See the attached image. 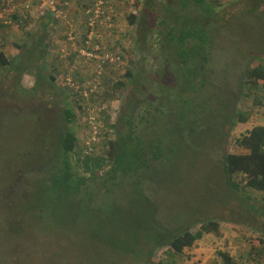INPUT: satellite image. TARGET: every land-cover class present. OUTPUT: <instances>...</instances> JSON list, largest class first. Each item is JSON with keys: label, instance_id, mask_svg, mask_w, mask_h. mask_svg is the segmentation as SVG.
<instances>
[{"label": "rangeland", "instance_id": "obj_1", "mask_svg": "<svg viewBox=\"0 0 264 264\" xmlns=\"http://www.w3.org/2000/svg\"><path fill=\"white\" fill-rule=\"evenodd\" d=\"M50 1L0 0V7L4 11L1 19L3 24L7 18L6 14L17 10L22 12L21 22L6 21L9 25H2L0 28V39L8 42V59L15 58L18 54L16 58H20L17 69L0 73V90L4 91L0 97V193L4 192L5 183L16 179L17 172L22 174V179L18 178L14 184L19 189L6 194L7 202L0 206V236L5 238L0 242V258L4 260V263H0L143 264L137 260L142 259L139 256L145 250L142 241L147 230L145 228L154 226L160 235L172 237L184 227L196 232L202 224L200 221L215 219L217 228L195 242L191 249H185L181 255L175 256L177 264H222L221 253L228 254L233 261L241 264H264V203L261 202V194L246 188L238 190L235 195L229 189L224 179V170L220 166L223 153L239 154L243 151L235 143L238 138L255 126H264V84L258 89L255 87L251 97L241 101L239 108L250 115L249 121L239 124L233 130L225 147L220 146L216 150L212 149V141L208 144L210 128L194 143L193 150L187 152L183 146L174 160L154 172L153 178L145 180L143 176L144 182L137 188L142 194L140 203H136V192H133L131 187L115 190L113 197L105 198L104 195H99V201L113 209H108L112 215L101 217L103 226L97 222H86V218L96 210V205L105 206L101 203H91L88 208L85 203L82 211L78 203L63 201L65 206L55 215L51 226L35 222L34 218H29L22 211H16L39 200L34 180L41 170L51 164L56 150L54 133L44 130L39 132L34 117L29 114V109L34 111L39 104L44 106L43 99L47 98L49 100L45 102V107L55 119V110L62 105H59V101L57 105L52 101L53 93L48 96L44 91L53 89L59 94L62 88L70 90V82L79 89L86 88L90 81L94 82L97 88L91 94L96 98L95 102H89L88 106L101 109L99 124L106 134L105 120L109 119L110 123L115 120L123 108V98L129 97L132 89L125 76L127 70L134 72L135 69H154L155 65L160 67L163 58L161 44L154 39V35H158V30L170 29L175 23L173 16L169 18L171 11H175L172 5L174 2L171 3L170 0H152L151 9L143 8L140 12L135 9L131 0H116L113 2L114 27L104 32V35L100 34L102 39H99L103 52L120 55V63L116 67L109 65L100 69L96 62H87L74 56L70 57V62L63 63L60 61L64 46L62 38L69 30L75 34L83 30L81 26L84 19L80 9L87 3L85 0H72L71 14L74 23H67L61 16L60 19L55 18L57 16H51L47 12ZM210 1L212 3V0ZM254 1L259 0H214L213 5L216 6L217 12L227 16L220 23V27H207L210 42L215 47L214 51L225 50L223 54L214 53L210 66L217 72V80L222 87L225 74L222 76L217 66H221L223 61H228V91L237 97L241 78L235 81L234 76L239 72L236 70L242 72L249 62L251 67L256 64L264 65L263 54L253 59L256 55L246 49L241 50L238 55L234 53L241 48H258L264 39V10L249 11L243 15V10L253 6ZM167 8L170 11L164 12ZM190 12L191 10H181L179 14L186 17ZM132 14L137 18L133 25L130 24ZM40 18H43L42 24ZM43 25L47 27L46 32ZM48 32H54L55 43L47 38L46 35H50ZM29 33L33 34L32 39H36L38 34L46 37L50 50L40 62L36 54L26 52L22 55V51L20 52V47L27 41ZM145 38L147 40H144ZM71 50L67 46L68 53H71ZM22 61H25V65L29 62L34 64V68L29 70L33 75L24 70ZM233 70L235 72L231 73ZM35 73L43 77L41 87L36 94L30 92V99L25 101L20 96L21 86L31 88ZM49 77L55 79L52 84L48 80ZM79 77L84 80L80 81ZM120 82L123 87L116 90L114 86ZM205 93L214 95L206 88L201 95ZM67 96L68 106L72 107L75 100L70 93ZM224 99L226 100L225 96ZM257 101L260 102L258 105ZM75 111L73 110L76 121L71 127L78 139L83 129L79 126L81 124L77 123ZM38 123L45 126L47 121ZM102 143L99 142V148ZM199 146L201 148H198ZM209 147L212 150L207 154ZM72 159L75 160V157L72 156ZM128 181L133 183V180ZM243 184L241 182V186ZM24 190L26 195L22 197L20 192ZM81 198L80 200L86 201L84 196ZM30 209L37 215L36 207ZM135 215L141 217L140 221L145 223L138 222L139 219L135 218ZM137 222L135 237L139 242L132 244L134 237L131 228L136 226ZM8 226L9 231L15 233L14 236L3 233ZM159 234L153 236L157 237ZM36 236L38 238H35ZM147 248L149 249V245ZM153 256L152 262L165 259V247L157 249Z\"/></svg>", "mask_w": 264, "mask_h": 264}, {"label": "trees", "instance_id": "obj_2", "mask_svg": "<svg viewBox=\"0 0 264 264\" xmlns=\"http://www.w3.org/2000/svg\"><path fill=\"white\" fill-rule=\"evenodd\" d=\"M150 1L152 0H131V3L140 12L143 8L151 9ZM170 2H174L175 5L173 3L172 5L175 7V11H171L169 18L173 16L175 23L170 29L158 30V35H154V39L161 44L160 51L163 57L160 62L161 68L155 65L154 69L143 68L138 71L135 69L134 72L130 71L131 69L127 70L125 76L129 80V84L132 85L129 97L123 98V108L112 123L109 122V119L105 120L107 133H100L99 141L94 145L92 155L73 154L80 151L78 139L71 127L76 121L73 110L81 109L89 102H95L96 98L95 95H84L83 90L88 91L85 87L78 91L62 88L59 94H56L53 89L43 90L48 96L53 93L52 101L56 105L59 101V105H62L55 110V119L45 107V102L49 100L47 98L43 99L44 106L39 104L34 111L29 109V114H32L40 129L39 132L44 130L54 133L56 150L51 164L41 170L34 180L39 192V200L33 201L32 205H28L29 208L23 207V203V208L16 209L18 213L22 211L29 218H34L35 222L51 226L55 215L61 211V207L65 206L63 201L78 203L82 211H84L85 203L88 208L92 205L91 203L95 202L105 206L96 205V210L86 218V222L90 224L97 222L103 226L101 217L112 215L113 213H109V211L113 209L99 201V195L108 198L119 188L131 187L133 192H136L135 197L138 200L136 203H140L142 194L138 192L137 188L144 182L143 176L145 180L153 178L154 172L165 163L174 160L178 150L183 146L187 152L193 150L194 143L210 128L208 144L212 141V149L216 150L220 146L225 147L233 130L239 124H246L249 121L250 115L242 111L239 105L243 99L251 97L255 87L258 89L264 84V65L256 64L251 67L249 62L243 67L242 72L237 69L236 71L239 72L234 76V79L236 81L241 78L240 91L237 93L238 97L230 94L226 80L227 73L230 72H227L228 61H223V64L220 63L221 66H217L218 72L222 76L225 74L222 87L218 83L217 72L210 66L214 53L223 54L225 50L214 51L215 47L210 42V34L207 29V27H220V23L227 15L217 12L216 6L213 5L214 0L212 3L210 0H170ZM170 9L167 8L164 12H169ZM181 10H191V12L183 17L179 14ZM263 10L264 0L254 1L253 6L243 10V15L249 11L262 12ZM21 14L22 12L17 10L6 14V19L9 22L20 21ZM134 15H130L131 25L137 19ZM39 21L42 24L43 18H40ZM2 27L0 24V28ZM81 27L83 30L75 34L77 42L83 40L87 29L84 22ZM43 28H45L44 25ZM146 32L149 31L146 30ZM53 33L48 32L50 35H46L52 42L56 38ZM152 33L153 30L150 31V34ZM161 37H165V39H161ZM32 38L33 34L29 33L27 41L20 47V52L22 51V55L26 52L31 55L36 54L40 62L50 49H48L46 37L38 34L36 39ZM64 41L65 36L62 38L63 43ZM1 43H4V40L0 39ZM1 45L0 73L17 69L20 58L16 57L19 54L15 58L7 59ZM245 49L252 51L256 55L252 58L257 59L262 54L264 55V39L258 48H241L234 53L238 55L241 50ZM60 61L65 63L62 59ZM21 63L24 65V70L33 75L29 70L34 68V64L29 62L28 65H25V61ZM214 64L217 63L214 62ZM104 66L108 67V64ZM208 72H210L209 75ZM233 72L235 71H231V73ZM34 78L35 81L31 88L21 86L20 96L25 101L30 99L31 93H38L41 87L43 78L41 74L35 73ZM79 79L80 81L84 80L81 77ZM48 80L51 84L55 81L53 77H49ZM119 87H123V83L120 82L114 86L116 90ZM205 88L211 90L214 95L209 93L201 95ZM3 92L0 90V94L2 93L0 97ZM68 93L75 100L72 107L68 106ZM257 102L258 105L260 102ZM45 121H47L45 126L38 123ZM80 127L82 126L80 125ZM100 141L103 142V147L100 145L99 148ZM235 143L243 149V152L239 154L226 152L221 155L220 166L224 170V179L235 195L238 190L248 188L260 193L261 202L264 203V126L253 127L238 138ZM212 149L209 147L207 154ZM72 156L75 157V160L72 159ZM18 178L22 179V174L19 172H17L16 179L13 178L10 183L4 184L5 190L0 193V198H2L0 206L5 204V201L7 202L6 194L9 195L19 189L14 186ZM237 179L240 181L238 182ZM128 180H133V185ZM241 182L244 183L242 186ZM20 195L24 197L26 191L20 192ZM81 196L85 197V202L80 200ZM8 200L10 201V199ZM14 204L15 199L13 208ZM30 207L37 208V215L32 212ZM135 218L138 217L135 215ZM138 219V222L145 223L140 221L141 217ZM138 222L131 228L134 237L132 244L139 242V239L135 237ZM216 222L215 219L202 220L200 221L202 224L196 232L184 227L172 237L160 235L154 226L145 228L147 230L142 240L145 250L140 253L139 257L142 259L137 261L143 264H177L174 257L181 255L185 249H191L195 242L201 240L204 235L212 233L217 228ZM9 230L8 226L3 233L14 236L15 233ZM154 234L159 235L154 237ZM4 239L0 236V242H3ZM147 245H149V249ZM163 247L166 249V258L152 262L155 251ZM220 255L222 264H239L226 253ZM2 257L6 256L2 255ZM0 262L4 263V260L0 258ZM252 264H257V262Z\"/></svg>", "mask_w": 264, "mask_h": 264}, {"label": "built area", "instance_id": "obj_3", "mask_svg": "<svg viewBox=\"0 0 264 264\" xmlns=\"http://www.w3.org/2000/svg\"><path fill=\"white\" fill-rule=\"evenodd\" d=\"M86 5L82 6L80 11L84 19V23L87 27L83 40L77 42L74 31L69 30V33L65 35L64 46L61 50L60 59L65 63L69 62L70 57L81 58L87 62H96L98 68L103 69L105 64L111 66H117L120 63L121 57L118 54L105 53L101 48L102 42L100 41L101 35L104 32L110 31L114 27L113 22V2L116 0H85ZM7 3V2H6ZM72 0H51L49 6H47V12L53 16V14L59 18L66 19L67 23H74L72 20L71 8ZM3 9L0 7V24L9 25L5 19V24L2 23ZM100 38V39H99ZM2 44V43H1ZM0 44V45H1ZM67 46L72 49L71 53H68ZM69 87L75 91L79 90L78 86L74 83H69ZM97 86L94 82L90 81L86 85V90H83V94H91L96 90ZM101 109H96L93 106L85 104L81 109L76 108V114L78 117V124H81L80 135L78 136L79 150L78 153L82 156H90L94 153V145L99 141V135L103 132L99 124V115ZM80 126V125H79ZM104 133V132H103Z\"/></svg>", "mask_w": 264, "mask_h": 264}, {"label": "crops", "instance_id": "obj_4", "mask_svg": "<svg viewBox=\"0 0 264 264\" xmlns=\"http://www.w3.org/2000/svg\"><path fill=\"white\" fill-rule=\"evenodd\" d=\"M7 44H8V42L6 40H4V43H2V45H1V49L3 47V52H4L5 56H6V58L8 59V51L6 50L7 49ZM240 152L242 153L243 151H240Z\"/></svg>", "mask_w": 264, "mask_h": 264}, {"label": "clouds", "instance_id": "obj_5", "mask_svg": "<svg viewBox=\"0 0 264 264\" xmlns=\"http://www.w3.org/2000/svg\"><path fill=\"white\" fill-rule=\"evenodd\" d=\"M79 146V145H78ZM78 148V147H77ZM76 153H78V151H76L75 153H73V154H76ZM239 264H241V263H239Z\"/></svg>", "mask_w": 264, "mask_h": 264}]
</instances>
